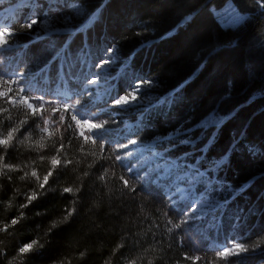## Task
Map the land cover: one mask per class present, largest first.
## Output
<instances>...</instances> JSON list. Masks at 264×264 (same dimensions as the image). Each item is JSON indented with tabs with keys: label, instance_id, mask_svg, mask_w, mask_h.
I'll return each mask as SVG.
<instances>
[{
	"label": "trees",
	"instance_id": "16d2710c",
	"mask_svg": "<svg viewBox=\"0 0 264 264\" xmlns=\"http://www.w3.org/2000/svg\"><path fill=\"white\" fill-rule=\"evenodd\" d=\"M54 1V5L24 9V13L17 6L12 10L17 17L8 23L14 33L8 38L11 47L0 53L9 56L25 78L35 76L24 82V88L36 91L32 84L39 82L37 77L52 78L61 64L66 69L74 64L77 54L89 56L92 51L99 54L114 47L121 73L154 82L147 93L156 101L138 117H130L132 127L127 135L143 143L154 141L153 146L173 158L180 170L188 169L190 176L200 172L197 180L201 182L195 183L191 197L210 180L207 188H214L213 195L221 191L218 198L228 197V203L223 210L210 213L215 220L210 227H205L204 220L191 219L168 232L167 220L179 222L187 200L174 203L164 185L144 186L114 157L100 159L88 168L95 158L86 153L96 146L84 144L82 137L67 128V113L64 126L55 135L45 136V147L33 150L34 141L44 134L39 131L42 122L29 115L28 125L17 137L23 139L30 131L33 139L23 145L15 143L6 153L0 149L3 163L18 169L0 175V228L8 226L7 231H0V264H104L109 258L113 264L133 260L137 264H192L185 257L197 256L201 258L197 264H264V243L250 247L264 239V8L257 0ZM17 2L10 0V6ZM31 2L37 5L43 0ZM228 2L246 17L225 29L214 11ZM73 5L84 10L82 19L76 20L70 12ZM54 16L74 22L71 30L61 27L59 33L50 34L35 27L31 31L22 28L29 18ZM49 43L55 54L49 53ZM27 64L40 69L35 67L28 74ZM122 81L118 75L112 88L119 91ZM85 105L96 111L90 102ZM4 108L9 111L0 114V133L8 125L4 117L10 115L16 123L25 119L23 106L17 108L0 99V110ZM108 132L97 135L105 144L104 155L117 148L116 140L103 136ZM61 138L66 149L63 155L74 163L54 171L49 178L53 191L18 209L17 205L26 203L23 193L36 188L34 178L20 179L24 171L19 169L28 166L29 174L35 169L42 177L50 161L41 157L56 155L52 145L58 147ZM186 139L192 143H181ZM225 156L226 162L214 167ZM105 171L109 172L107 179H98ZM121 175L135 182V193L122 189ZM228 185L233 192H227ZM65 186L79 191L74 197L62 192ZM74 199L79 200L76 214L49 233L50 224L62 219ZM21 212L23 218L11 225V219ZM227 239L240 241L250 250L217 260L214 244ZM34 240L42 246L21 256L19 248Z\"/></svg>",
	"mask_w": 264,
	"mask_h": 264
},
{
	"label": "snow or ice",
	"instance_id": "6c2138e0",
	"mask_svg": "<svg viewBox=\"0 0 264 264\" xmlns=\"http://www.w3.org/2000/svg\"><path fill=\"white\" fill-rule=\"evenodd\" d=\"M257 3L261 8H264V0H257ZM235 15L234 11L232 9L229 10V14H225L219 18V22L221 26L225 29L232 28L235 24V21L233 19V16ZM41 23V21L36 18L32 17L27 20H25L22 24V28L32 30L34 25H37ZM43 24L46 26L48 24L47 20L43 21ZM14 33L11 28L4 27L2 30H0V49H3L6 46L10 45L9 37L13 36ZM115 50V48L108 49L109 53H112ZM112 63V60L110 59H104L102 63L98 65V68L103 72V69L106 65H110ZM72 65H68L67 69L65 68V65L61 64L58 68V74L63 75L65 72H67L69 75L71 74ZM22 75V74H21ZM99 76L89 78L86 80V85H96L98 83ZM20 81L19 79H7L3 81V84H16L19 85ZM153 81L149 80H142L139 83H135L132 86L131 90H125L123 94L114 95L110 107L112 108H119L124 109L129 106H132L134 104H138L141 96V88L147 87L153 85ZM17 93H20L19 97L16 98L14 96H9V93L13 92V89L11 87L7 88V90H0V99L4 100L6 104H10L13 106L16 105H24V117L25 119H20L18 123L13 122L11 120V116L8 115L4 117V119L8 120V125L5 128L3 133H0V149L4 150V153L7 152V150L10 147H14L15 143H19L21 145L25 144L26 141H31L33 139L31 132L27 135L23 136V139H19L17 137V133L22 132V128L28 125V117L29 115L32 118H38L42 122V126H40V133H43L44 135H41L39 139H36L32 145L33 150H42L45 147V136H53L55 133L59 130L60 127L64 126L65 121V115L64 113H69L71 109L76 108L77 105L81 103L79 99L76 100L75 104H63L60 107H51V102L49 103V108H45L44 103V97L41 95H27L24 94V88L17 87L15 89ZM91 95V92L88 93ZM38 100L41 101L39 104H34L32 101ZM9 110L7 108H4L0 110V114L6 113ZM56 113H61L56 119H53V116H55ZM79 112L73 113L71 115V121L74 122V125L76 128L80 130L79 136L82 137L83 143L88 144L91 143L92 145L96 146L95 149L90 151L89 153H86V155H91L94 157V162L88 164V168H92L95 162H98L100 159L108 160L112 159L114 157L115 161L122 162L123 160L127 159L128 157H131L133 153L131 151L127 152L125 155H118L117 152L129 148L130 145H136L138 141L136 139H131L129 142L124 144H119L117 148L110 151L108 155H104L105 150V144L103 142L99 141V137L97 136L94 138L93 135L98 133L101 130H105L106 126L109 124V121L105 120L102 122H93L89 119L84 118H78ZM50 126L52 130L50 131ZM73 124L68 123L67 128H72ZM67 130V129H65ZM87 133V134H86ZM183 144H191V140H184L181 141ZM52 147L56 151V155H52L49 157H41V159H49L50 161V169L47 171L46 174H44L42 177L38 175L37 171L35 169H32L30 171V174L25 169L28 166H25L23 169H19L21 171H24V176H21L20 179L24 180L25 178H34L36 182V188L31 190L30 192H24L23 195L25 197L26 203H22L17 205L18 209H23L29 207L34 201L38 199L39 196L44 195L46 191H53L54 189L49 186V178L53 177L54 171L60 169L61 167H66L68 165H71L74 163V161L68 159L63 154L65 152V144L63 142V139L61 138L59 140V146H56V143H53ZM250 152H254V148L249 149ZM4 155L0 154V175H7V172L18 170L16 166L11 165L10 163H3L4 161ZM226 162V156L222 157L220 160L216 161L214 163V167L220 168L224 163ZM75 163H79L76 161ZM127 172L131 173L132 168L128 167ZM89 175V172L85 171L83 176L87 177ZM109 175L108 171H105L102 176L98 177L100 180H106ZM79 179H83V177H79ZM137 180H142L143 178L140 177L137 174L136 177ZM153 179H158V177H153ZM118 180L120 181L122 185V189L127 190L129 193H135L137 191L135 187V182H133L130 178H127L124 175H121L118 177ZM177 180L184 181L186 183H189V192L191 191V186H193L195 183H199L201 181L196 180L195 177H177ZM211 181H207L205 183V192L202 194L201 199H203V196L210 195L207 192V185L210 184ZM46 186H48L46 188ZM42 190V191H40ZM227 192L231 193L233 192V189L230 185L226 186ZM242 190V189H241ZM79 191L78 187H70L65 186L62 188L63 193H70L74 197L76 196V193ZM240 191V190H237ZM175 192L179 193L180 199L185 200L187 199L185 195V189L181 188L179 184L177 183L175 186ZM79 203L78 199H74L71 201L69 207H67L64 210V214L62 216L61 220L54 221L50 224L47 231L50 233L53 229L59 227L61 224L68 223L71 218L76 214V205ZM199 201H196L195 203H191L188 206H186L182 212V215L180 216L179 222H173L171 219L167 220V225H170V227H167L168 232H172L173 229H179L181 228L182 224L187 223L191 219H197L200 218V216L204 215L207 211L213 210V209H220L223 210L227 203H228V197H225L223 200H220L217 197H213L212 202L209 204L208 207L201 206L200 211L198 213L197 204ZM192 213H198L197 216H192ZM23 212L20 213L19 216L16 218L11 219L10 224L16 225L19 223L20 219L23 218ZM167 215L166 213L164 214ZM7 225L3 228H0V231H7ZM262 243H264V239L256 241L253 245H251V248L259 247ZM42 245L38 241H32L30 243H25L22 247L19 248V253L21 256H23L26 253L32 252L34 250H37ZM123 247V245H121ZM250 247L245 246L242 242L236 241L235 243L231 245H225L221 250H217L216 258L217 260L227 259L229 256L239 255L243 252H248L250 250ZM154 250V249H153ZM115 251H113V255H115ZM83 255V254H82ZM185 259H191L192 264H197L198 261H200V257H185ZM104 264H113V261L111 258L106 260ZM130 264H137L135 260L131 261ZM148 264H152L151 261L148 262Z\"/></svg>",
	"mask_w": 264,
	"mask_h": 264
},
{
	"label": "rangeland",
	"instance_id": "374dc122",
	"mask_svg": "<svg viewBox=\"0 0 264 264\" xmlns=\"http://www.w3.org/2000/svg\"><path fill=\"white\" fill-rule=\"evenodd\" d=\"M45 4L54 5L55 1L43 0L41 4L37 5H35L34 2H30L29 4L24 3L22 7H26L32 10L38 7L39 9H42L44 8ZM17 5L19 4H16V6ZM11 9H13V7L10 6V0H0V19L7 18V16H9V18H13L12 14L8 15ZM230 9H232L235 13L233 19L235 21L234 26H236L238 23L242 22V20H244L246 16L240 15L230 2H228L222 9L214 11V14L219 20L221 16L229 14ZM71 11L76 20H80V18L82 19V17L85 15L84 10L79 7H76L75 5L70 7V12ZM39 19L41 23L34 25L33 27H35V29H38L40 33H59L61 27H64L65 30L70 31V25L74 23L71 20H61L59 16L49 17L46 19L40 17ZM44 20L48 21V24L46 26L43 24ZM4 27L8 26L4 22L0 21V30H2ZM6 47L10 48L11 45ZM47 49L49 50V53L55 54L52 44L49 43ZM108 49L110 48L102 50L99 54L95 51H92V53H90L91 55L89 56L77 54L75 56V62L74 64H72L73 71L71 72V74L69 75L64 73L63 75H57L56 91L61 98L57 99V102H55V100L51 105H53L55 108L57 107V104H59V107L63 104H75L76 100L79 99L83 105H77V107L71 109L70 112L67 113L68 115L66 116L68 121L73 124L72 129L75 131V133L79 136L80 130L76 128L74 122L71 121V115L73 113H76L77 111L79 112L78 118L89 119L93 122H102L107 120L109 121V124L106 126L105 130L114 131V133L111 134V139L116 140L118 147L119 144L127 143L131 139H136L134 137H130L129 135H127L126 137L122 136L127 130L132 127V124L129 119L132 116L138 117L141 111H143L146 107L156 101V98L147 93V86L141 88V99L138 104H134L124 109L110 107V103L114 95L123 94L125 90H131L133 84L139 83L142 80H139V78L134 79L133 74L130 72L121 73V68L119 67L118 59L115 55V50L112 53H109ZM104 59H110L112 60V63L110 65H106L103 69V72H101V70L98 68V65L102 63ZM2 60H4V58H2ZM35 67H37L36 69L39 71L40 67L38 65L31 66L30 64L29 66H27V71H30V73H32V71H35ZM11 72L13 71L10 70L9 73ZM118 75L123 76L122 86L119 91L114 90V88H112L113 81L117 78ZM96 76H99V80L96 85H86V80ZM11 79H15V74H12ZM9 87L15 88L14 84L5 85L3 84V81L0 80V90H7V88ZM89 92H91V95L88 94ZM9 96H14L16 98L19 97V95L15 93V89H13V92L9 93ZM32 102L34 104L41 103V101L38 100H33ZM48 102L51 101L44 100L45 105H49ZM86 102H90V104H93V106H95L96 108V111L93 112L89 108H87V105H85ZM20 106H23L24 108L26 107L24 105L19 104L14 107L19 108ZM100 132H102V130L98 133L90 135L96 137L97 135H100ZM120 137L124 138H122V140L118 142V138ZM137 141L138 143L136 145H130L129 148H125L122 150L123 153L121 155H125L129 151L133 153L131 157H128L122 162L127 168H132L131 173H137L140 177L143 178L141 181L144 185H148L150 182L159 183V179H163L165 181L164 189L168 191V197H170L172 201L177 203L179 201H182V199H180L179 193L175 192V186L178 183L181 188L185 189V195L187 197V199L185 200H188L189 204L199 201V203L197 204L198 213L200 211L201 206L208 207L209 204L212 202L213 197L218 198L220 196L221 191L213 192L214 195L212 194L214 188H212L211 186L210 188H207V192L210 195H205L203 196V199H201L202 194L205 192V184H201V189L198 192L192 194L193 196L190 197V193L193 190L195 184L191 186V191L189 192V183L177 180V177H195L197 180L198 176L200 175V172L199 174L190 176V174L188 173V169L180 170L178 167L175 166V161L173 158H168L163 154V151L153 146L154 141L146 143L140 142L139 140ZM153 177H158V179H153ZM218 210L219 209H213L207 211L206 213H204V215L200 216V218H197L196 220L200 221L205 218L207 220L206 227L210 226L212 225V223L215 222L213 216H210V213H212V211L217 212ZM198 213L193 214L197 216ZM231 244H233L232 241L223 244H218V249L221 250L225 245Z\"/></svg>",
	"mask_w": 264,
	"mask_h": 264
},
{
	"label": "bare ground",
	"instance_id": "6f19581e",
	"mask_svg": "<svg viewBox=\"0 0 264 264\" xmlns=\"http://www.w3.org/2000/svg\"><path fill=\"white\" fill-rule=\"evenodd\" d=\"M215 11H217V10H215ZM244 16V15H243ZM234 27V26H233ZM205 226V225H204ZM206 227V226H205Z\"/></svg>",
	"mask_w": 264,
	"mask_h": 264
}]
</instances>
